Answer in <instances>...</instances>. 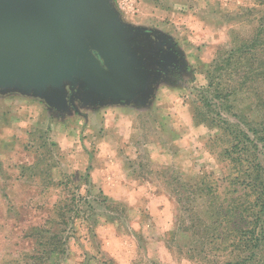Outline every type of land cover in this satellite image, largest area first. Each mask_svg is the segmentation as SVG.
Wrapping results in <instances>:
<instances>
[{
  "label": "rangeland",
  "instance_id": "374dc122",
  "mask_svg": "<svg viewBox=\"0 0 264 264\" xmlns=\"http://www.w3.org/2000/svg\"><path fill=\"white\" fill-rule=\"evenodd\" d=\"M173 1L170 12L157 2L146 15L158 22L168 14L166 29L184 55L154 50L124 93L97 89V104L84 97L62 120H46L45 131L37 125L49 113L42 102L4 99L0 110L12 113L0 120V264H33L29 236L59 205L67 221L55 225L71 239L48 264H236L246 256V264H264V214L245 182L251 170L242 171L258 162L264 171V0ZM150 64L161 70L152 77ZM221 65L219 90L209 91ZM240 140L257 149L241 151ZM3 161L36 167L16 186L20 170ZM260 229L259 248L231 244L235 230Z\"/></svg>",
  "mask_w": 264,
  "mask_h": 264
},
{
  "label": "water",
  "instance_id": "95a60500",
  "mask_svg": "<svg viewBox=\"0 0 264 264\" xmlns=\"http://www.w3.org/2000/svg\"><path fill=\"white\" fill-rule=\"evenodd\" d=\"M16 3L0 0V84L49 100L66 82L81 81L92 94L136 83L140 65L127 70V57L118 55L126 30L108 0Z\"/></svg>",
  "mask_w": 264,
  "mask_h": 264
},
{
  "label": "crops",
  "instance_id": "0c3cea01",
  "mask_svg": "<svg viewBox=\"0 0 264 264\" xmlns=\"http://www.w3.org/2000/svg\"><path fill=\"white\" fill-rule=\"evenodd\" d=\"M157 2L160 3V5L163 7L162 3L165 4L164 8L168 12L169 9H172L174 6V1L173 0H108L109 7L115 14L119 24L122 26L124 25L125 32L120 36L121 40H125L124 42L126 43V47L122 49L123 53L118 55H122L126 58V69L132 71V68H130L128 65L134 64H140V65H148L146 62V57L152 56L151 53L154 50H157L154 52V54L161 55V49L158 45V41H160V44L164 43L166 44V50L165 52L167 55L169 54L168 50L173 48L175 51V54H179L180 56H183V51L179 47V45L176 43L174 40L173 36L170 35L166 29L167 23H169V20L166 19L168 18V14L163 15V20L160 21L158 20L155 21L152 17H149L150 15L147 14L146 8L149 7V5H158ZM153 15V14H152ZM154 17V16H153ZM137 19L136 22L131 23L129 20ZM174 21H172L173 23ZM171 23V24H172ZM152 24V26H151ZM118 39L119 36H115ZM165 46V45H164ZM162 48V46H161ZM165 48V47H164ZM129 64H128V63ZM150 76L152 77V73L161 71L159 68H157L156 65L150 64ZM149 66V65H148ZM125 69V70H126ZM139 69V68H138ZM137 70V69H136ZM159 76H155L153 78L154 81L157 82ZM150 87L154 89L155 85L152 83L150 84ZM129 88L127 86H123L120 88V91L123 92ZM154 93V91H153ZM89 94V95H88ZM74 96V97H73ZM84 97L90 98L92 100L93 104H97L98 98L95 96V93H88L86 89L84 88V85L82 84L81 81L77 82L76 86L74 87L70 82H66L64 86L61 88L59 95L54 96L53 98L47 100L46 98L40 96V95H35L34 93H27L23 92L20 89L16 87V85H3L0 84V104L1 107H4L6 104L5 100L6 98L10 99H15V98H22V99H32L38 100L39 102H42V104H39L42 106L43 109H47L49 113H47V116L43 119L42 123L40 121H37V125H39L38 128H40L42 131H45L44 124H46V120H50L53 117H58V119L62 120V117H65V110L68 109L69 107L74 110H76V105L81 103V99ZM149 98L145 97L141 100H139L137 103L138 105L145 102ZM150 100V99H149ZM148 100V101H149ZM147 101V103H148ZM118 105H130L133 104L132 100H123V101H118L116 102ZM36 104V103H34ZM11 110L8 113H4L2 110H0V120L3 119H9L11 120ZM47 118V119H46ZM4 126H8L6 123H3ZM31 138V135H29ZM13 143V142H12ZM7 143L5 144V148ZM10 147V146H9ZM17 145L15 144V148L11 150L14 153H17ZM22 150L25 153H30V149H26L25 147L22 148ZM30 156V154H29ZM16 157V155H15ZM3 165L8 169H12L14 172L20 170V172L17 174V177H15L11 183L13 185L19 186L21 184L27 183L24 182V180L21 177H18L19 174H22V171L24 170H29L33 169V167H36V164L28 163L27 161H20V162H12L10 164H6V161H3ZM77 176V175H76ZM15 182V183H13ZM29 183H34V181H29ZM33 198L35 195H31ZM40 226V225H37ZM36 228V226H35Z\"/></svg>",
  "mask_w": 264,
  "mask_h": 264
},
{
  "label": "trees",
  "instance_id": "16d2710c",
  "mask_svg": "<svg viewBox=\"0 0 264 264\" xmlns=\"http://www.w3.org/2000/svg\"><path fill=\"white\" fill-rule=\"evenodd\" d=\"M263 35V31L259 30L257 32V36L258 37H262ZM257 41H260V38L257 40ZM234 51H231L229 53V57L230 55H232V58L234 57ZM234 54V55H233ZM219 60L220 62H222V58L220 59H217ZM225 61H227V59H225ZM223 63V62H222ZM215 71L216 73H218L220 75V77H215V80L210 81V85H209V91H218L219 88H218V81L220 80V78L222 77V65L220 66V68H215ZM212 78V76H211ZM215 81V82H214ZM217 89V90H216ZM208 91V90H206ZM206 91H203V93H207ZM217 93V92H216ZM217 94H220V93H217ZM211 123H213L214 121H210ZM227 124V121H224V123L222 125H226ZM225 128V127H223ZM230 129H225V131H229ZM239 135H237V138ZM241 141V151H245L247 149H249L250 146H255V148L257 149L256 147V143L255 141L251 140L248 141H243V140H240ZM250 143V144H249ZM234 151V150H233ZM230 153H232L231 151H226L225 154H227V156L230 155ZM235 161V159H233ZM260 163L258 162L256 165H254L251 169L250 168H246V169H243V174H249V170H251L252 172V175L254 178H248L250 179L249 181H245L246 184L248 185V187L251 189L252 194L254 195H259V197H257V200L258 202V205H257V208H255V210H258V208H260L259 212L261 213V215L264 214V193L263 191H261L259 189V183H263V178H264V171L261 170V167H260ZM255 171V173H254ZM87 178H89V176L87 175ZM255 180H259L258 183L255 182ZM55 207V211L53 212L54 215L56 216V218H52V219H49V221L47 223H45L43 226H40L38 228H36L31 234H30V239H32L33 241H35V245H36V250H35V254L32 255L30 258H29V261L30 262H33V264H48L49 260H52L54 257H56L58 260L61 258V256H64L65 254H67L68 252V245H69V239H71V237L69 238V233L68 231H66V229H62L60 228L61 225H58L57 226L55 225L56 223L58 222H61V220L63 219L64 223L65 220L67 221V215H65V212L63 211L64 210V206H54ZM255 212H258V211H255ZM259 218H260V215H259ZM258 218V219H259ZM257 219V220H258ZM63 223V224H64ZM55 228H58L57 230H55ZM261 231V229H260ZM255 232V231H252L251 233H245L244 234L238 230H235L234 232L232 233H240V239H239V242L238 244L236 245L234 241H232L231 244L234 245V247H237L239 249H241L240 251L243 250V252H245L246 250H251L253 249L255 246H257V248H259L261 246L260 241L258 239V237L263 233V231L261 232ZM231 233V231H230ZM250 234V235H248ZM249 237H248V236ZM237 235L234 236V239L236 238ZM230 241V239H229ZM255 242H256V245H255ZM259 244V245H258ZM253 258V257H252ZM252 258H249V257H243L241 258L240 260L242 262L240 263H236V264H246L248 263L249 260H251Z\"/></svg>",
  "mask_w": 264,
  "mask_h": 264
},
{
  "label": "flooded vegetation",
  "instance_id": "af4514ba",
  "mask_svg": "<svg viewBox=\"0 0 264 264\" xmlns=\"http://www.w3.org/2000/svg\"><path fill=\"white\" fill-rule=\"evenodd\" d=\"M157 41H158V45H159L161 51L164 50L163 52H164V55H165L166 54L165 52H167V50H166V46H164V45H166V44H164V43L160 44V41L159 40H157ZM161 46H162V48H161ZM164 47H165V49H164ZM168 52H169L168 56H170V55L173 56V54L175 53L173 48L169 49Z\"/></svg>",
  "mask_w": 264,
  "mask_h": 264
}]
</instances>
